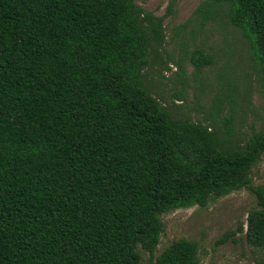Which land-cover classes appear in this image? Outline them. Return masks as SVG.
Here are the masks:
<instances>
[{
  "label": "trees",
  "instance_id": "trees-1",
  "mask_svg": "<svg viewBox=\"0 0 264 264\" xmlns=\"http://www.w3.org/2000/svg\"><path fill=\"white\" fill-rule=\"evenodd\" d=\"M219 9L264 84V0H204L197 12L204 23ZM163 39L162 18L137 0H0V264H140L141 249L143 264H200L184 236L155 256L162 214L244 188L256 196L246 228L219 242L243 232L264 264L252 175L264 126L237 144L230 118H177L145 81ZM192 60L200 71L214 58L197 48Z\"/></svg>",
  "mask_w": 264,
  "mask_h": 264
},
{
  "label": "rangeland",
  "instance_id": "rangeland-1",
  "mask_svg": "<svg viewBox=\"0 0 264 264\" xmlns=\"http://www.w3.org/2000/svg\"><path fill=\"white\" fill-rule=\"evenodd\" d=\"M202 1L137 0L145 12L161 17L164 27L162 44L153 43L150 48L149 64L144 69L146 85L177 118L210 126L215 123L223 126L225 118H230L232 139L244 144L254 131L264 126L260 66L247 38L229 22L223 9L202 23V15L197 12ZM197 48H203L214 58L213 63L200 71L192 60ZM220 95L222 108L212 115L210 109ZM252 175L254 185H264V154ZM255 204V194L244 188L206 206L163 213L165 229L155 256L174 239L184 236L198 242L200 264H258L263 251L249 246L245 233L237 231L235 239L219 242L226 231L237 230L241 223L246 228L249 210ZM141 253L143 264L151 255L143 249Z\"/></svg>",
  "mask_w": 264,
  "mask_h": 264
}]
</instances>
